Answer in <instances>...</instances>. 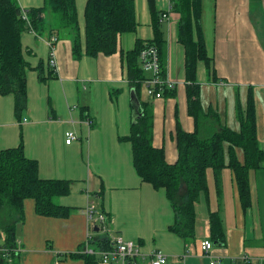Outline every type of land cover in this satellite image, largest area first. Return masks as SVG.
<instances>
[{"label":"crops","instance_id":"0c3cea01","mask_svg":"<svg viewBox=\"0 0 264 264\" xmlns=\"http://www.w3.org/2000/svg\"><path fill=\"white\" fill-rule=\"evenodd\" d=\"M86 1L75 0L81 38ZM17 2L24 10L44 6V0ZM200 2L199 25L208 61L197 63L194 86L199 107L190 114L186 89L190 82L185 76L184 48L178 42L179 15L171 10V0H155L157 9L166 14L161 23L162 61L176 93L152 102L143 88L141 95L151 103L152 145L164 150L168 164L178 158V130L196 132L201 139L222 127L238 132L249 93L255 106L257 145L264 151V0ZM134 11L135 31L120 35L117 52L109 56L76 59L70 32L51 34L47 28L40 35L31 31L21 35L28 64L26 122L16 119L12 96L0 97V151L22 143L25 156L37 162L40 179L69 181V195L56 203L70 208V214L65 219L39 216L32 200L24 202L19 218L6 214V224L13 226L14 238L20 241L14 264H85L79 252L87 234L92 239L110 234L138 242L144 254L157 250L167 256L166 264H210L212 259L203 257L200 249L203 240H210V212L219 215L225 233V245L212 249L218 264H264V161L249 173L251 204L245 210L232 171L223 168L218 177L207 172V194L195 205V237L187 240L169 230L174 213L163 190L153 189L136 175L127 140L132 90L121 53L133 50L138 40L152 41L154 33L147 0H134ZM44 19L47 26L53 25L51 13ZM52 35L58 39L57 73L49 77L47 40ZM67 131L77 136L69 145ZM236 155L242 162L240 149ZM89 205L109 217V234L97 227L89 231L84 215ZM5 242L0 233V244Z\"/></svg>","mask_w":264,"mask_h":264},{"label":"trees","instance_id":"16d2710c","mask_svg":"<svg viewBox=\"0 0 264 264\" xmlns=\"http://www.w3.org/2000/svg\"><path fill=\"white\" fill-rule=\"evenodd\" d=\"M152 19L154 38L150 42L138 40L133 50L121 53L127 71L131 90L141 105V118L131 127L127 140L132 146V163L136 175L142 182L155 190H163L174 213L173 224L169 230L184 240L195 237V205L201 196L207 194V172L212 171L218 177L223 168L232 171L235 178L239 201L242 208L250 204L249 173L261 167L264 151L257 145L255 106L252 93L248 94L245 109L240 116L239 131L222 127L207 139H201L196 132L177 131L178 158L174 164H168L163 149L154 148L153 115L151 103L141 100L143 73L139 55L145 46H154L161 63V76L165 69L162 61L164 49L161 30V12L155 0H147ZM171 10L179 15L178 42L185 52V76L190 82L187 89L188 112L193 114L197 108L198 90L195 85L198 61H208L207 52L200 30V0H171ZM30 26L22 20V12L17 0H0V97L12 96L14 113L20 120L19 112L25 109L27 102L26 70L21 35L32 31L40 35L51 29V34L70 32L72 54L76 59L82 56L94 58L98 55L109 56L117 52V40L120 35L133 33L136 29L134 0H87L84 8L83 38L78 23L75 0H44V6L28 9ZM53 15V25L47 26L44 14ZM50 76L53 77V71ZM41 75L42 67H38ZM175 90H165L163 98L173 97ZM243 153L240 162L236 150ZM70 193V182L64 180H42L38 176V164L28 159L23 145L0 151V233L5 236V244L15 241L14 228L5 222L9 217L22 216L26 200L35 204V213L43 217L65 219L70 208L58 205L55 200ZM6 210V211H4ZM102 213V212H101ZM109 219V217H107ZM210 241L215 246L225 245V233L221 219L216 212L209 213ZM94 250L110 248L109 240L96 237L89 243ZM85 264H98L94 255H80ZM16 258V257H15ZM13 263L14 264V259ZM0 264H6L0 260ZM130 264H135L130 261Z\"/></svg>","mask_w":264,"mask_h":264},{"label":"built area","instance_id":"2783aa9c","mask_svg":"<svg viewBox=\"0 0 264 264\" xmlns=\"http://www.w3.org/2000/svg\"><path fill=\"white\" fill-rule=\"evenodd\" d=\"M27 11L23 9L22 20L26 22L27 26H30ZM166 19V14H162L160 20L163 22ZM32 32V31H31ZM58 39L55 35H52L48 40L49 55L47 60V66L53 73H57V64L55 57V44ZM140 67L143 73L146 75L145 80L142 82V88L144 95L149 101H155L163 99V93L165 90H174L175 84L171 82L165 73L164 77L161 76V63L158 52L154 46H145L139 55ZM26 120H23V123ZM86 126H90V121H85ZM77 140V136L72 131L65 132V143L67 145L71 144L73 141ZM84 215L86 217V222L89 226V231L94 228H99L105 234L108 232L109 221L107 217L97 211L93 205H89L85 211ZM109 237L110 248L107 250H94L90 248L91 236L87 234L86 241L82 247L79 254L83 255H94L97 256L101 264H112L120 263L126 264L130 261H135L136 259L147 260L148 264H166L167 256L157 250L150 251L144 254L141 251V246L138 242L127 241L121 236L114 235L106 236ZM213 243L210 240H203L200 243V249L202 256L205 258L212 259L210 264H218L220 259L212 257ZM20 241L15 240L12 245H6L5 243L0 244V260L6 264H12L13 258L17 257L20 252Z\"/></svg>","mask_w":264,"mask_h":264},{"label":"water","instance_id":"95a60500","mask_svg":"<svg viewBox=\"0 0 264 264\" xmlns=\"http://www.w3.org/2000/svg\"><path fill=\"white\" fill-rule=\"evenodd\" d=\"M130 97H131L130 98V103H131V123L134 124L142 116L141 105H140V102L137 99V96L134 93V91L131 92V96ZM95 230H97V229L95 228ZM127 264H130V262H128Z\"/></svg>","mask_w":264,"mask_h":264},{"label":"rangeland","instance_id":"374dc122","mask_svg":"<svg viewBox=\"0 0 264 264\" xmlns=\"http://www.w3.org/2000/svg\"><path fill=\"white\" fill-rule=\"evenodd\" d=\"M53 16V15H52ZM141 100L143 101L144 100V97L141 95ZM51 104V103H50ZM15 114V113H14ZM17 115V114H16ZM15 115V116H16ZM19 118H20V120H19V122H23V117H26V109H22L20 112H19V116H18ZM16 119H17V117H16ZM18 120V119H17ZM88 167H90V164H88ZM134 172V171H133ZM209 172H211V171H208V173ZM209 175H210V173H209ZM208 175V178H210V176ZM56 201V200H55Z\"/></svg>","mask_w":264,"mask_h":264}]
</instances>
